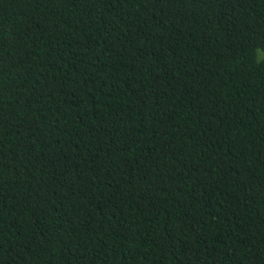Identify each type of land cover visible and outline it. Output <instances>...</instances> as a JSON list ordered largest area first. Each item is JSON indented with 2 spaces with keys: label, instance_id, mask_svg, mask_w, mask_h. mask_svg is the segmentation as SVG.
I'll return each instance as SVG.
<instances>
[{
  "label": "trees",
  "instance_id": "16d2710c",
  "mask_svg": "<svg viewBox=\"0 0 264 264\" xmlns=\"http://www.w3.org/2000/svg\"><path fill=\"white\" fill-rule=\"evenodd\" d=\"M0 264H264V0H0Z\"/></svg>",
  "mask_w": 264,
  "mask_h": 264
}]
</instances>
